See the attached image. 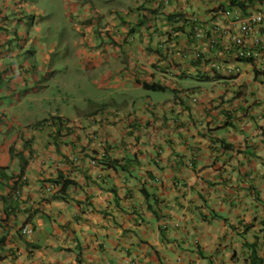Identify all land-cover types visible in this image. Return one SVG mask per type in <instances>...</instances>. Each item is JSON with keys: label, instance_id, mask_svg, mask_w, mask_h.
Instances as JSON below:
<instances>
[{"label": "crops", "instance_id": "1", "mask_svg": "<svg viewBox=\"0 0 264 264\" xmlns=\"http://www.w3.org/2000/svg\"><path fill=\"white\" fill-rule=\"evenodd\" d=\"M214 7L208 0H170L164 8L209 20ZM2 8L15 13L17 1L5 0ZM33 31L40 38L30 43L32 53L51 65L57 44L44 43L39 27ZM190 34L188 26L173 55L160 57L157 43L151 53L123 48V66L99 80V55L77 48L92 84L112 91L106 107L101 102L92 110H80L87 98L80 106L60 87L42 85L45 68L18 65L23 55L12 54L13 41L0 48V167L28 178L17 197L10 195L13 180L0 178V264H253L252 244L264 264V76L250 65L230 73L238 64L211 51L213 39ZM6 39L0 35V45ZM198 47L223 70L198 68L181 56ZM107 57L119 61L115 53ZM183 80L187 86L179 88ZM143 82L180 95L152 99ZM55 116L70 124L68 136L45 122ZM110 160L127 165L130 175L105 165ZM53 180L77 185L62 200L45 202L44 182ZM144 189L161 202L154 211ZM28 223L34 231L24 237Z\"/></svg>", "mask_w": 264, "mask_h": 264}, {"label": "clouds", "instance_id": "2", "mask_svg": "<svg viewBox=\"0 0 264 264\" xmlns=\"http://www.w3.org/2000/svg\"><path fill=\"white\" fill-rule=\"evenodd\" d=\"M16 1L18 9L15 13H8V10L2 8V2L4 3L5 0H0V35L7 38L1 43L0 48L11 40L15 44L12 54L19 50L20 54L23 55L29 52L27 51L28 46L32 41L39 40L40 35L33 31L34 28L38 27L32 19L35 9H31L32 5H28L26 0ZM121 1L124 2L121 9L112 8L107 10L105 7V12L96 7L94 3L89 4L87 0L74 7L73 13L67 14V19L70 21V18H75L71 33H75L77 38L72 42L66 40L63 43L56 42L57 49L54 54H51V59L55 55L56 58H61V63L71 61L76 65L79 62L84 65L87 64V61L77 59L75 56L77 48L89 54H97L101 59V63H103L97 68V74L94 77L96 78L94 80H99L106 73L116 71L118 65L123 66L120 65V62L127 56L122 52L125 47L132 49L142 47L147 53H151L149 48L157 43L161 47L160 50L156 51L160 57L167 53L173 55L182 48L179 37L181 33H185L186 27L189 26L192 34L190 35L193 39L197 41L213 39L214 41L210 43L211 51H214L216 47H213L217 45L216 52L219 49L238 64L235 66L234 72L230 73L239 75L243 65H250L254 67L256 75L264 76V0H208L215 4V7L210 10L211 18L209 20L200 18L201 16L197 13H193L190 17L179 12L166 13L164 7L170 4V0ZM23 8L26 10L25 12ZM169 18H174V20L171 21ZM178 18H183V20L178 22ZM160 23L165 26L163 32L160 30ZM20 27H24L25 31L23 33H25V36L18 38L15 32ZM42 41L51 43L45 37ZM132 51L134 53V50ZM208 51L203 47H198L191 52L192 54L189 53L188 55L184 51L181 56L184 59H192V65L198 68L206 69L210 66L215 71L223 70L224 63L221 61L220 63H214L211 60L212 58L208 56ZM111 52L119 56V61H112L107 57ZM128 56L130 57V55ZM47 66L43 67L46 73L40 78L42 85L47 83L43 80L48 79V74L53 73V69L52 71L49 69L47 73ZM189 66L191 67V63ZM152 68L154 70L158 69L155 65H152ZM201 79L206 82L209 80L206 76H202ZM142 86L143 91L153 90L164 93L169 89L161 83L150 85L143 82ZM153 86H156V88H152ZM137 96L138 92L135 93V98ZM239 96H236V98ZM221 100L223 104V99ZM106 106L107 101H105ZM45 122L50 123L56 129V132L61 133L59 135L61 137L68 136L71 132L70 124L59 116L52 117L45 120ZM92 165H95V161ZM0 169L4 171V175L0 174V178L13 180L10 195L19 196L22 187L27 183V176L22 172L17 177L10 176L8 173L5 174L6 169L2 167ZM19 186L21 187L18 189ZM44 188L46 195L44 201L49 202L53 196L59 194L61 185L56 184L55 180L45 181ZM30 219L29 217L28 221ZM20 231L22 236L29 237L34 231V225L28 223Z\"/></svg>", "mask_w": 264, "mask_h": 264}, {"label": "rangeland", "instance_id": "3", "mask_svg": "<svg viewBox=\"0 0 264 264\" xmlns=\"http://www.w3.org/2000/svg\"><path fill=\"white\" fill-rule=\"evenodd\" d=\"M85 0H26L28 5L35 9L34 21L35 25L38 26L42 31V36L49 39L51 43L68 41L72 42L77 38L75 33H71L75 24V18L67 19L68 13H73V8L78 4L84 3ZM89 4L94 3L96 7L105 12L106 9L117 8L121 9L124 6V2L121 0H87ZM102 20V19H101ZM30 53H25L23 56H18L16 63L18 65L31 61L34 67H44L45 63L39 59V55L32 53L33 49L28 46ZM41 60V61H39ZM9 60H7L8 62ZM72 64V65H71ZM87 65V64H86ZM88 66V65H87ZM88 68H90L88 66ZM85 68L82 63L76 65L71 61L57 62L56 56H52L51 65L47 66L48 70L53 69L52 74H48V79L45 78L43 82H47V85H55V91H59V87L62 91H67L68 95L72 98V101L79 99V105H83V98H87V103L80 110L94 109L100 106L101 102L105 103V96H108L112 91L99 90L94 84H92L91 77H88L89 69ZM105 68V66H104ZM111 71V70H110ZM41 75V74H40ZM205 76V75H202ZM52 78V81L50 82ZM96 79V78H95ZM186 81L179 82V88L187 86ZM152 99L159 96L162 98L168 97L170 94L179 96L174 90L168 89L166 92L161 93L159 91L144 90ZM8 103L10 99L5 98ZM46 108V105H43Z\"/></svg>", "mask_w": 264, "mask_h": 264}, {"label": "trees", "instance_id": "4", "mask_svg": "<svg viewBox=\"0 0 264 264\" xmlns=\"http://www.w3.org/2000/svg\"><path fill=\"white\" fill-rule=\"evenodd\" d=\"M171 21L174 20V18H169ZM183 18H178L177 21L180 22L182 21ZM217 49V47L215 48ZM214 49V50H215ZM152 88H156V86H153ZM226 123H229V121L231 120V118L229 117L228 119H226ZM224 147L225 150H228L229 146L227 145H222ZM105 165L110 166V168H112L113 170L117 171V172H123L124 175H130L129 171H128V167L127 165L124 166V164L118 160H110L109 162H105ZM0 174L4 175V171L2 169H0ZM153 180V179H151ZM56 184H60L61 185V189L60 192L57 196H53L52 200H62L63 197L62 195L66 193V191L68 190V188H70L73 185H77L74 181H61V180H57L55 181ZM21 186L18 187V189ZM17 190V189H15ZM143 194L146 198V201L149 204L150 209H152V211H154L155 207L158 206V204H161L159 199H155L154 196L150 193H148V191L146 189L143 190ZM154 208V209H153ZM216 216V215H215ZM219 219H223L226 222V219L222 218V217H218ZM251 251H252V256L250 257V259L252 261H254L253 264H263L262 260L258 257V255L256 254V250H257V246L252 244L251 246H249Z\"/></svg>", "mask_w": 264, "mask_h": 264}, {"label": "built area", "instance_id": "5", "mask_svg": "<svg viewBox=\"0 0 264 264\" xmlns=\"http://www.w3.org/2000/svg\"><path fill=\"white\" fill-rule=\"evenodd\" d=\"M26 231V230H25Z\"/></svg>", "mask_w": 264, "mask_h": 264}]
</instances>
